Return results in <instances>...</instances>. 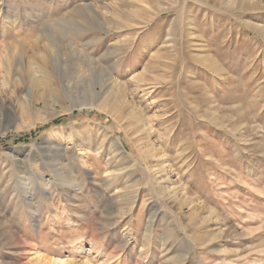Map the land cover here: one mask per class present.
I'll return each mask as SVG.
<instances>
[{"label": "rangeland", "instance_id": "rangeland-1", "mask_svg": "<svg viewBox=\"0 0 264 264\" xmlns=\"http://www.w3.org/2000/svg\"><path fill=\"white\" fill-rule=\"evenodd\" d=\"M0 140V264H264V0H0Z\"/></svg>", "mask_w": 264, "mask_h": 264}, {"label": "trees", "instance_id": "trees-1", "mask_svg": "<svg viewBox=\"0 0 264 264\" xmlns=\"http://www.w3.org/2000/svg\"><path fill=\"white\" fill-rule=\"evenodd\" d=\"M60 122H61V118L56 119V120L54 121L55 124L60 123ZM28 138H29V137L25 138V140H28ZM0 141H1V140H0Z\"/></svg>", "mask_w": 264, "mask_h": 264}, {"label": "bare ground", "instance_id": "bare-ground-1", "mask_svg": "<svg viewBox=\"0 0 264 264\" xmlns=\"http://www.w3.org/2000/svg\"><path fill=\"white\" fill-rule=\"evenodd\" d=\"M151 234V233H150ZM149 245V244H148ZM127 258V257H126ZM37 259H40V258H37ZM57 262H60V261H57ZM52 263H53V261H52ZM55 263H56V261H55ZM54 264V263H53ZM56 264H64V262L63 263H56ZM116 264V263H115ZM119 264V263H118Z\"/></svg>", "mask_w": 264, "mask_h": 264}]
</instances>
